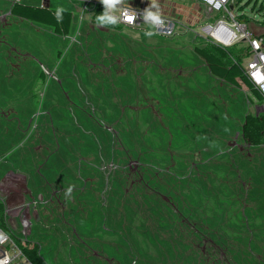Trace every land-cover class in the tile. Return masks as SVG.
Here are the masks:
<instances>
[{
  "label": "rangeland",
  "instance_id": "rangeland-1",
  "mask_svg": "<svg viewBox=\"0 0 264 264\" xmlns=\"http://www.w3.org/2000/svg\"><path fill=\"white\" fill-rule=\"evenodd\" d=\"M24 1L73 21L61 35L0 10V182L16 174L35 202L14 238L38 242L47 264H264V145L242 135L263 102L213 76L191 33ZM230 5L264 28V0Z\"/></svg>",
  "mask_w": 264,
  "mask_h": 264
},
{
  "label": "built area",
  "instance_id": "built-area-1",
  "mask_svg": "<svg viewBox=\"0 0 264 264\" xmlns=\"http://www.w3.org/2000/svg\"><path fill=\"white\" fill-rule=\"evenodd\" d=\"M19 0H13V3ZM231 0H89L90 10L100 5L105 7L104 18L116 25L151 32L163 39L177 38L182 34H193V39L211 42L222 47L242 44L244 48L243 67L248 79L260 90L264 100V37L256 33L249 23L239 19L243 13L230 5ZM43 6H47L42 4ZM84 8V7H83ZM215 15L214 19L213 16ZM149 14L157 17L150 18ZM211 18V20H210ZM245 42V43H244ZM264 104V103H263ZM264 110V105L261 111ZM19 178L6 174L0 182V202L4 206L5 223L0 226V264H16L23 258V252L14 238L16 226L24 232L32 225L34 200L22 198ZM19 197V198H17ZM17 198V199H16Z\"/></svg>",
  "mask_w": 264,
  "mask_h": 264
},
{
  "label": "trees",
  "instance_id": "trees-1",
  "mask_svg": "<svg viewBox=\"0 0 264 264\" xmlns=\"http://www.w3.org/2000/svg\"><path fill=\"white\" fill-rule=\"evenodd\" d=\"M104 11L105 7L103 5L98 6L92 15L93 21L106 27H123L105 19ZM12 14L16 17L52 27L57 34L68 35L72 29L73 12L64 8H51L43 5L35 6L18 1L13 4ZM239 19L242 21L250 20L245 14H241ZM260 24L264 26V21H261ZM262 36L264 37V32ZM195 51L206 61L213 76L235 86L240 87L241 84H245L251 91L249 99L253 101L254 98L264 103L260 90L248 79L245 73L243 67L245 58L243 47H238V49L234 50L233 47H222L211 42H204L197 46ZM41 77H45L44 72L41 73ZM242 135L245 142L251 146L264 145V110L259 113L246 114L242 127ZM0 226L8 229L5 223L2 202H0ZM15 240L20 246L24 257L31 264H47L38 242L27 240L22 243L18 238Z\"/></svg>",
  "mask_w": 264,
  "mask_h": 264
},
{
  "label": "crops",
  "instance_id": "crops-1",
  "mask_svg": "<svg viewBox=\"0 0 264 264\" xmlns=\"http://www.w3.org/2000/svg\"><path fill=\"white\" fill-rule=\"evenodd\" d=\"M79 1V0H78ZM81 2H84L86 4H90L89 3V0H80ZM19 2L21 3H25L24 0H19ZM13 0H0V10H2V12H5L6 14L8 15H13L12 14V8H13ZM27 4V3H25ZM83 4V3H82ZM30 5V4H29ZM42 5V3H41ZM84 5V4H83ZM252 27V25H250ZM253 28V27H252ZM253 30L255 31V29L253 28ZM256 32V31H255ZM264 32V28L263 29H260L259 32H256V33H262Z\"/></svg>",
  "mask_w": 264,
  "mask_h": 264
},
{
  "label": "clouds",
  "instance_id": "clouds-1",
  "mask_svg": "<svg viewBox=\"0 0 264 264\" xmlns=\"http://www.w3.org/2000/svg\"><path fill=\"white\" fill-rule=\"evenodd\" d=\"M104 2H105V3H108L109 0H104ZM149 16H150V18L153 19V20H156V19H157V17H155V16H153V15H151V14H149ZM113 22H115V21H113ZM148 35H151V33H148ZM68 191L71 192V189L69 188Z\"/></svg>",
  "mask_w": 264,
  "mask_h": 264
},
{
  "label": "water",
  "instance_id": "water-1",
  "mask_svg": "<svg viewBox=\"0 0 264 264\" xmlns=\"http://www.w3.org/2000/svg\"><path fill=\"white\" fill-rule=\"evenodd\" d=\"M260 112V111H259Z\"/></svg>",
  "mask_w": 264,
  "mask_h": 264
}]
</instances>
